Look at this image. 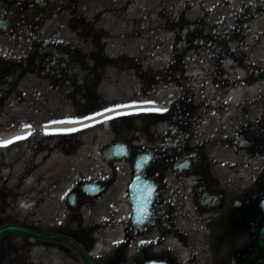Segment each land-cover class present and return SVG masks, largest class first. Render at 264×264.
I'll return each mask as SVG.
<instances>
[{
	"label": "flooded vegetation",
	"instance_id": "flooded-vegetation-1",
	"mask_svg": "<svg viewBox=\"0 0 264 264\" xmlns=\"http://www.w3.org/2000/svg\"><path fill=\"white\" fill-rule=\"evenodd\" d=\"M86 2L0 0V133L29 132L14 158L25 162L29 147L36 171L52 158L49 142L58 135L54 146L70 163L60 235L90 264H241L249 233L264 231V124L245 130L244 144L227 153L197 135L207 110L203 87L221 58L210 52L227 48L190 24L180 30V49L167 48V61L154 63L157 56H138L128 39L119 47L104 36ZM263 13V3L243 4L245 23ZM104 115L107 125L34 139L41 120L78 125ZM136 199L144 208L133 206Z\"/></svg>",
	"mask_w": 264,
	"mask_h": 264
},
{
	"label": "bare ground",
	"instance_id": "bare-ground-1",
	"mask_svg": "<svg viewBox=\"0 0 264 264\" xmlns=\"http://www.w3.org/2000/svg\"><path fill=\"white\" fill-rule=\"evenodd\" d=\"M226 0H123L121 5L103 14L102 20L113 21L115 27L112 36L118 41L128 39L130 48L135 54L141 52L157 56L156 62H166L170 52L168 26L177 20L182 14L185 18H198L207 28L213 29V35L218 37L221 28L232 27L228 13L232 4H225ZM234 1V0H233ZM236 1V0H235ZM217 3V4H214ZM234 3V2H233ZM263 3L264 0H254V4ZM202 18V19H201ZM204 18V19H203ZM234 26V25H233ZM217 27L218 29L216 30ZM233 35L232 32H230ZM232 37V36H230ZM164 39L166 40L164 42ZM237 45V46H236ZM242 45V49L237 47ZM224 52H210L214 54L223 53L215 70L217 76L214 81L206 82L203 89L206 94L207 110L201 115V121L197 135L204 139L207 144L216 151L227 153L238 149V142H243L242 134L245 130H255L257 126L264 124V73H253V66L264 71V13L249 24H246V34L243 40L235 44L234 40L224 43ZM233 54H246V62L240 64L232 63ZM238 59V58H237ZM238 61V60H237ZM248 71V72H247ZM247 72V73H246ZM108 115L97 120H89L83 124H53L44 125L42 128L48 131H61L70 128L89 127L95 122L107 125ZM28 129L21 127L8 133H0V147L13 144L6 148H14L17 152V144L28 135ZM22 137L21 139H14ZM11 140L12 143L4 145V141ZM23 162L19 161L18 163ZM32 174L29 180H32ZM21 207L26 208L23 202ZM56 235L48 234L43 240L52 241ZM39 264L36 259L22 264Z\"/></svg>",
	"mask_w": 264,
	"mask_h": 264
},
{
	"label": "rangeland",
	"instance_id": "rangeland-1",
	"mask_svg": "<svg viewBox=\"0 0 264 264\" xmlns=\"http://www.w3.org/2000/svg\"><path fill=\"white\" fill-rule=\"evenodd\" d=\"M245 1L247 0H226L224 2L225 4H232V9L228 15L224 14L232 21V27L218 30L219 34L217 35L221 38V41L219 43L217 41L216 47L224 46V43L229 41L228 36H232L230 40H234L235 44L239 40H243L244 33L241 34L243 30L241 26L243 27L246 26V23H250L243 22L240 11ZM122 3L123 0H87L85 6H87L89 22L97 17L98 27L103 35L107 36L110 33L111 35L109 34V36L113 38L111 31L116 24L114 25L113 21L102 20V16L110 9H113V12L116 13L117 11L114 8H117ZM80 9V7L77 8L78 14H80ZM63 15L66 16V13H63ZM59 17L57 15L52 19L58 22ZM198 18H185L181 14L177 20L169 24L168 33L171 35L169 51L174 45L176 47L180 41V30L182 27L193 24L199 27L198 31L204 30L210 33L213 31L212 28L208 29L207 25ZM200 26L203 28L202 30ZM215 28L216 30L218 29L217 27ZM114 40L116 46L120 47V41ZM240 47L242 45L237 48ZM139 54L137 55L139 56ZM221 55L225 54L221 53ZM232 58H236L239 61L246 59L247 55L233 54ZM263 73L264 71L259 74ZM47 124L49 123L46 120H41L40 131L34 134V139L39 138L44 142L45 138L55 135L54 132L42 129V126ZM245 136L249 137L248 134H245ZM57 138L58 135L49 142V146L53 145L50 148L53 152L52 158L48 162H44L43 157L40 167L36 171L32 166L31 159H27V156L31 154L29 147L24 151L25 162H23V171L22 163H18L20 160L15 159L18 153L13 152L14 148H9V153H7L8 150L6 151V148L8 147H0V156L5 153L4 158L7 160L4 161L3 158H0V225L12 223L44 233H61L60 228L65 224L67 218L62 195L69 184V181L65 182L62 179L70 163L67 162V159L57 147L55 148L54 144ZM43 155L44 153H41V156ZM30 171H33V173L28 174ZM32 174L35 175L32 180H29ZM53 186H57V188L54 190ZM23 202L26 204V208L20 206ZM255 235V233H249L248 248L254 241ZM70 256L69 250L59 244L40 241L21 234H10L0 240V264H22L36 259L39 260V264H76L70 259ZM205 264H214V262L206 260Z\"/></svg>",
	"mask_w": 264,
	"mask_h": 264
},
{
	"label": "water",
	"instance_id": "water-1",
	"mask_svg": "<svg viewBox=\"0 0 264 264\" xmlns=\"http://www.w3.org/2000/svg\"><path fill=\"white\" fill-rule=\"evenodd\" d=\"M140 201L141 199L134 200L133 206L135 208H141V207L144 208L143 205H139ZM10 232L23 233L37 238H50V237H46L43 233L37 232L35 230L20 225L10 224L0 227V237ZM54 239L66 243L72 249H74L80 257L82 258L84 257V254L72 242L61 239L60 237H54ZM263 260H264V231H261L258 233L252 245L251 250L244 256L242 260V264H262ZM141 264H169V263L162 260L152 259L145 261Z\"/></svg>",
	"mask_w": 264,
	"mask_h": 264
},
{
	"label": "snow or ice",
	"instance_id": "snow-or-ice-1",
	"mask_svg": "<svg viewBox=\"0 0 264 264\" xmlns=\"http://www.w3.org/2000/svg\"><path fill=\"white\" fill-rule=\"evenodd\" d=\"M145 103H152V101H146ZM146 111H157V112H163V111H165L164 109H148V110H146ZM95 115H100V113H95ZM85 119H90V117H85ZM63 131H74V129H67V130H63ZM22 137H16V138H14V139H21ZM9 143H12V141L11 140H9V141H4L3 142V144L4 145H7V144H9Z\"/></svg>",
	"mask_w": 264,
	"mask_h": 264
}]
</instances>
